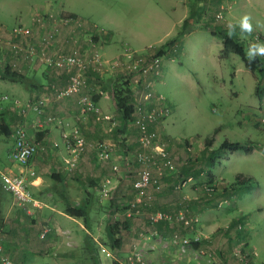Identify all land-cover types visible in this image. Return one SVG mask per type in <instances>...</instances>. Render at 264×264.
Listing matches in <instances>:
<instances>
[{"label":"rangeland","instance_id":"374dc122","mask_svg":"<svg viewBox=\"0 0 264 264\" xmlns=\"http://www.w3.org/2000/svg\"><path fill=\"white\" fill-rule=\"evenodd\" d=\"M197 5L203 9L190 19L191 31L173 44L165 46L164 43L179 30L182 21L189 17L190 9ZM57 8L71 12L84 21L93 22L99 29L86 33L84 27L58 23L60 27L67 28V33L59 37L56 28L52 41L59 42L56 43L58 46L54 48V53L57 49L60 53L68 52L67 40L71 35H75L83 47H88L86 42L95 43L92 39L94 35L100 44L111 39L117 51H121L123 46L129 48L142 62L163 46L164 55L159 58L160 76L155 79L153 88L156 94L163 97L164 103L170 106V111L159 123L156 134L157 141L161 140L165 144L175 171L166 176L158 175V171L165 173L167 170L157 157L151 159L147 168L153 178L160 177V187L154 190L149 186L145 190L143 198L136 203V213L129 206L135 202V191L131 186L140 169L134 155L141 149L137 143V131L131 122L124 124L118 121L120 130L116 129L119 131L117 133L126 132L125 136L120 135L118 141L112 137L116 132L115 125L111 129L108 127L110 117L101 116L102 120L107 121L105 133H111V136L88 140L89 143L83 138L86 144L104 141L116 145L115 148L111 146L109 160L102 162L88 145L75 157L67 152L61 142L62 133L75 126L65 128L58 125L55 117L59 114L44 112V101L39 114L30 106L26 107L40 98L32 96L25 105L13 104L22 117L10 108L0 109V115L10 131L14 123L23 124L27 118L33 121L28 128L33 129L34 133L42 130L43 122H52L62 129L57 142L35 140L37 150L34 155H50L52 151L56 152L59 145L60 150L65 151L75 164L71 166L68 163L70 169H74L83 159L86 162L84 170L72 175L68 172V177L64 175L60 182L50 177L54 167L45 166L41 171L49 204L54 207L56 205L67 220L49 235H46L48 231L41 235L45 226L39 224L37 216L28 214L27 210L31 208L29 205H14L5 194L0 210V257H8L13 264H16L12 260L14 258L21 264H93V258L97 259L96 264H198V261L204 264H252L251 261L253 264H264V94L261 101L254 94L258 80L259 88L264 92V76L261 78L258 73H250L234 53L229 52L223 57L219 55L222 45L217 34L219 30L226 32L227 22H234L248 13L253 17L255 30L245 39L240 38L239 30L236 36L245 49L253 41L264 42V0H0V34L7 36L6 31L17 24L30 26L41 16L48 23L53 20L48 10ZM257 24L259 27H256ZM35 29L39 31L33 32ZM46 29L48 27L33 26L26 43L29 41V44L34 45L38 53L44 49L46 55L53 57L54 53H48L50 44L47 43L44 48L42 44L37 46L32 43L35 36H38L37 41L47 36L51 29ZM82 31L85 37H80ZM89 49L96 48L94 46ZM98 52L101 53L100 49ZM113 57L102 58L107 60ZM261 58L264 65V57ZM32 60L44 64L41 59ZM102 70L110 69L102 67ZM113 74H118L114 79L123 75L120 70ZM33 81L34 77L32 79L29 76L25 84L21 85L28 88ZM8 84L9 81H0V94L16 91ZM91 86L88 81L82 92L92 94L89 89ZM57 91L49 93L58 99ZM17 105L25 108L24 113ZM28 108L33 114L27 113ZM47 117L51 120H47ZM217 126L218 131L213 136L211 148H216L226 139L247 142L250 150L218 152L213 157L214 165L210 171L212 178L208 183L206 173L209 167L199 159L204 146L203 138L210 135ZM9 138L1 137L0 153H5L6 147H10ZM189 163L201 171L197 176L184 178L179 173L187 169ZM111 165L115 169H111ZM236 173L252 176L256 185L237 186L231 196L221 197L220 186L231 183ZM26 174L32 176L29 169L25 171V177ZM86 178L98 179L100 184V190L90 204V230H85L80 218L64 211L67 202L74 206L85 196L82 184ZM115 179L118 180V187L114 185ZM113 198L123 200L114 213L113 207H108V200ZM223 198L227 200L220 202ZM156 210H163L174 220L160 225L148 222V214ZM127 212H130L129 216L125 214ZM107 220L128 222L127 229L121 234L119 249L108 247L104 236ZM232 220L236 222L231 229H227ZM237 228L240 233H237ZM85 233L92 241L93 249L89 245L83 246ZM216 244H220L219 249L226 247L228 263H221L215 246H212ZM198 248L202 252L194 251ZM251 251H254L251 261H244V256H248Z\"/></svg>","mask_w":264,"mask_h":264},{"label":"built area","instance_id":"2783aa9c","mask_svg":"<svg viewBox=\"0 0 264 264\" xmlns=\"http://www.w3.org/2000/svg\"><path fill=\"white\" fill-rule=\"evenodd\" d=\"M56 20L63 25H80L76 18L59 16ZM46 23V18L41 16L37 17L30 26L23 24L12 26L6 31L7 36L0 34V52L5 50V48L14 54L23 52L31 60L38 58L45 65H52V67L57 69L65 70L68 73L67 82L61 90L57 91L56 97L60 99L61 97L77 95L76 102L79 114L83 116L95 114L97 119L99 114L97 105L92 102L88 94L82 92L87 84L85 71L90 67L96 70H102V67H107L112 72L120 70L122 74L127 75L132 91L133 112L130 122L137 129V143L141 149V151H138L134 155L135 160L140 164V169L137 171V176L132 184L135 191V202H132L129 207L130 210L138 213L136 203H139L140 198H143L145 190L156 183L155 179L150 175V170L147 168L151 159L157 157L163 168L170 169L173 167L168 158L165 144L161 140L157 141L156 130L152 129V126L159 124L170 111V106L164 103L163 97L160 94H156L153 88L155 79L160 76L159 58L148 57L142 62L141 59H137L134 56L133 50L124 48L119 55L106 60L101 57L98 50L81 47L75 35H71L68 38V52H57L53 57L47 56L44 49L38 53L34 45L26 43L25 46H22V43H25L26 39L31 36L33 26L42 28ZM55 32L56 28L53 27L47 36L39 38L37 46L42 44L45 48L47 43L49 44L54 38ZM42 102L43 100L40 98L34 104L27 105L26 107L30 106L36 114H39ZM18 107L24 113L25 108L23 106ZM47 120H51V118L47 117ZM28 129L23 124L16 123L10 134L12 145L7 152V158L10 162L19 166V172L16 174L0 173L1 188L11 195L13 203L18 206L29 202L34 204L27 188L25 171L37 150V145L33 140L34 130ZM61 142L67 152L73 154V157L82 152L85 145H88L89 148L94 150L98 160L106 162L110 158L111 145L104 141L96 142L93 145L84 143L77 127L63 132ZM72 163L73 161L69 164L73 165ZM112 168L115 169V166L111 165ZM158 174H160V171H158ZM125 214L129 216L130 212ZM164 217L166 215L164 216V214L158 211L148 214V220L151 222ZM47 231L43 230L41 235ZM248 253L249 255L245 257L247 262L254 255V251ZM0 264L13 263L8 257L1 256Z\"/></svg>","mask_w":264,"mask_h":264},{"label":"crops","instance_id":"0c3cea01","mask_svg":"<svg viewBox=\"0 0 264 264\" xmlns=\"http://www.w3.org/2000/svg\"><path fill=\"white\" fill-rule=\"evenodd\" d=\"M51 10L52 9L48 10V13H51V16H53V20L46 23L42 28L48 27V29H46V30H49V29H52L53 27H55V28H57V30H59V37H63L65 35V33H67V30H66L67 28L65 29V26L60 27V25H58V21L56 19H57V17H59L60 15H62L64 13H71V12L63 11L61 8L53 9L52 12H51ZM88 23H92V25H94L95 28H92V27L85 28L86 33L87 32L89 33V31L93 30V29L94 30L99 29L95 23L90 22V21ZM38 31L39 30H36V29L33 30V32H35V33ZM36 37H38V36H35V38L32 40V43L38 45V41H37ZM59 37H58V39H59ZM80 37H85V33L83 32L80 35ZM82 39L86 42V39H84V38H82ZM23 41H25V40H23ZM58 42H59V40H57V42L56 41H54V42L50 41L49 42L50 46H49V51L47 49L48 53H50V52L54 53L53 52L54 48L58 46L56 44ZM89 42H91V41H89ZM89 42H86V44L88 45L87 48L95 46L96 50L100 49V52H101L100 54L103 58H110L113 56H117L121 53L122 49H124V46H123V48H121V51H119V49L117 51V48L115 47V45L111 44V42H112L111 39L108 41H105L104 43H101V44L99 43V40L95 41V43H93V44H91ZM67 43H68V40H67ZM68 46H69V44H68ZM81 47H83V46L81 45ZM6 50H7V48H5V51ZM55 52L57 53L58 49ZM56 53H54V55ZM47 56L52 57V56H50V54ZM0 61H1L0 66L3 64L4 65L8 64L12 68L16 69L17 72L23 74L27 78L30 76L33 79V77H34V81L32 82V85L29 86L28 88H24L18 82L9 81L10 84H8V85L10 86V88L12 90H14V91L16 90L17 93L15 91L12 94H6V93L0 94V109L7 110V108H10L11 111L14 110V113H17L19 116L22 117V115H20V113L17 112V108L14 107V105L16 106L15 103L17 102L19 105H25V103L29 102L30 97L36 96L37 98H41L44 101L43 103L45 105L44 106L45 108H42L44 110V112L49 113V114H54V113L59 114L55 117L57 119L56 123L58 125L64 126L65 128H66V126H68V127H70V126L77 127L78 126L77 128H78L79 132L82 133L81 137L85 139L84 141L86 143L90 142L88 140H93L95 138L110 137L111 136V133H109V134L105 133L107 121L102 120L103 119L102 117H110V121H108V127H110L109 129H111L113 127V125H115L114 131H116V129L120 130L119 124H118V121H120V119L118 118V114L114 109L113 102H112L110 95L108 93V91H109L108 86L111 85L110 84V82H112L111 80L114 77L115 78L118 77V74H113V72L110 70H86L85 71L86 77H87V82L89 81L90 85H93L92 89H94V91L97 92V94L94 96V101H95L97 108L99 110V114H98L99 116L97 119L95 114H86L84 116L81 114H78L79 112H78V108L76 105L77 104V102H76L77 95H71V96L65 97L63 99H55V98H53L54 96H52L49 93L52 90L53 91L61 90L65 86V84L67 82V78H68V73L65 70H52L53 69L52 67H47L44 64H39L36 61L31 60L28 57L23 56V55L22 56H20V55L16 56L14 53L12 54L11 52L10 53H3V52L0 53ZM106 71H108V72H106ZM90 75L92 76L91 79H90ZM0 81H8V80L0 79ZM42 91H44L45 93ZM37 98L34 100H37ZM27 111H28L27 112L28 114H33V111L31 109L28 108ZM8 115L9 114H7V117H8ZM0 116L2 117V115H0ZM27 119L28 120H26V122H24L23 125L28 128L29 124L31 125L33 121L30 120L29 118H27ZM109 122H110V124H109ZM47 123L43 122L44 126L42 127V130H38L36 132V133L42 134L41 137L37 138L36 133H33V140L34 141L35 140L36 141H38V140L42 141V140L46 139V140H52L54 142H57L60 140V134H61L60 132L62 131V129L59 126H55L52 122H49L48 124ZM14 124H16V123H14ZM156 126L159 127V124H157ZM131 129H133V128H131ZM117 131L115 133H113L112 137H115L119 141L120 140L119 138H121L120 135L123 137V135L124 136L126 135V132L123 131V134H122V133H117ZM81 133H80V135H81ZM1 137L2 136L0 135V141H1ZM9 139L11 142L10 143V147H11V145H12L11 137ZM112 145L115 148L116 145L113 144V142H112ZM10 147H6L5 153H3V152L0 153V173L1 172H7V173L16 174L20 170L18 165H16L13 162H10L7 158V152H8ZM68 157L69 156L65 154V151L62 152L60 150V147L58 145V149L56 150V152L52 151L50 155L49 154H46V156H41V155H37V154L34 155L31 158V160L28 164V167H27V170L29 169L30 172L32 173V176L29 174H26L27 188L31 194V197L34 201V204L29 202V203H26L20 207H25V206L27 207L28 205L31 207L30 209L28 208V210H27L28 214H30L31 216L35 215V217L37 216L38 219L40 220L39 224H42L43 225L42 227L45 226L41 230V232L43 230L49 229L48 232L46 233V235L53 233L54 229H59V225H61L62 223H65L67 220L64 217L66 215H64L63 213L58 211V209H57L58 207L56 205L54 207V206H52V204H49L50 201L48 202L47 193L44 192L46 190V187L44 186L45 182H44V177L41 176V173H42L41 171L44 169L45 166L54 167L55 170L50 172V177L52 174H58L59 180L60 179L63 180L64 175L67 176L68 172L69 173L71 172V175H72V173L75 174V173L79 172L80 170L85 169L84 165L86 164V162L84 159L82 161H80L79 164H77V166L74 169H70V167L67 164L71 162L70 161L71 159H69ZM66 158H68V159H66ZM72 164L75 165L74 162ZM73 165H71V166H73ZM67 168H69L70 170ZM58 182H60V181H58ZM117 183H118V180L115 179L114 185L116 187H118ZM0 187H1V184H0ZM82 192H84V191H82ZM4 193L8 195V197H9L8 201L11 200V202H13L11 195L5 191H4ZM4 198H3L2 203L0 205V210H2ZM50 200H52V199H50ZM44 220H45V222L41 223ZM65 229L67 230L68 227H65ZM212 246H215L216 254H217L218 258L221 259V263H228L229 257H228V253L226 252L227 251L226 247L223 246L221 249H219L220 244H216V245H212ZM198 250H200V249L199 248L194 249L195 252ZM200 251L202 252V250H200ZM218 251H220V252H218ZM12 260L16 264H21L17 258H14ZM250 263L253 264V261H251ZM22 264H23V262H22ZM198 264H204V263H202L201 261H198Z\"/></svg>","mask_w":264,"mask_h":264},{"label":"trees","instance_id":"16d2710c","mask_svg":"<svg viewBox=\"0 0 264 264\" xmlns=\"http://www.w3.org/2000/svg\"><path fill=\"white\" fill-rule=\"evenodd\" d=\"M202 6L201 5H197L195 6V8L190 9V14L189 17L184 19L180 25L179 30L176 32V34L174 35V37H172L170 40H168L167 42L164 43L165 46L167 45H171L173 44L176 40H179V38H181L183 35L187 34L189 31H191V21L190 19L196 15V13H198L200 10H202ZM60 16L63 17H67V18H73V19H78V22L80 25H73V26H77V27H84V28H88V27H92L95 28L94 25H92V23H88V21H84L81 18L77 17L76 15H74L73 13H66V14H62ZM189 19V20H188ZM213 34V33H211ZM220 40H221V45L222 48L220 50V54L222 57L227 55V53L231 52L234 53L236 55L239 56V58L242 60L243 66L250 72V73H258L260 75V77L262 78L264 76V65H263V60L261 57H258L256 59L255 62L249 64L248 61L245 59L244 56V52H245V48L243 46V44L241 43V41L238 39L237 36H234L232 39L227 37L226 32L219 30L217 32ZM94 41H97V36L94 35L93 38ZM30 42L28 41L27 44H29ZM25 43H22V46H25ZM9 51V50H8ZM11 51L7 52L10 53ZM12 53V52H11ZM13 54V53H12ZM16 56L20 55V56H26L23 52L17 53L15 54ZM164 55V50H163V46L156 49L154 54L151 55L150 57H156V58H160L161 56ZM96 70L93 69L92 67L88 68L87 70ZM60 70V69H58ZM259 77V76H258ZM259 77V79H260ZM0 79L2 80H8V81H12V82H18L19 84H25L26 80L28 79L26 76H24L23 74L19 73L16 71V69L12 68L10 65L8 64H3L0 66ZM121 80V81H120ZM112 82L110 83V88H109V95L110 98L113 102L114 105V109L118 114V117L120 119V121L122 123H129L132 119V112H133V107H132V91L130 88V84H129V80L127 78V75H121L119 76L118 79H112ZM32 83H29V86H31ZM93 86H91L89 89H91L92 94H88L90 99L92 100V102L95 103L94 101V96L97 94L96 91H94V89H92ZM83 88V92H84ZM254 94L257 98L258 101H261L262 99V95L264 94L263 90L259 88V80L256 83L255 89H254ZM96 104V103H95ZM158 126H152V129L157 128ZM135 130L137 131V129L135 128ZM135 131V132H136ZM218 131V126L212 129V132L210 135H208L207 137L203 138V151L201 153V157L199 159V161L202 164H206L208 168L207 170V177H208V183H210L211 181V168L213 167L214 163H213V157L218 155V152L220 151H229V152H236V151H241V152H249L250 150V146L248 145L247 142L244 141H228L226 139L222 140L218 146L216 148H211V143L213 141V136L214 134ZM157 132V131H156ZM11 134L10 128L7 124H5V122L3 121L2 117L0 116V135L4 136V137H9ZM137 134V132H136ZM42 134L40 133H36V137L39 138L41 137ZM216 164V163H215ZM188 168L187 169H183L179 175H182V177H190V176H197L198 173L201 171L199 168H196L192 165V164H188L187 165ZM190 167H194L191 168ZM165 170H167L165 173L162 172V170L160 171V174L158 175H169V173H173V171H175L174 167L172 168H164ZM137 176V174H136ZM135 176V178H136ZM52 179L61 181V179L59 180L58 178V174H52L51 175ZM134 178V180H135ZM158 178L160 177H156L154 178L156 183L151 185V187H153L154 190H158L159 189V181ZM133 180V181H134ZM133 184V182H132ZM83 186V191H84V197L82 198L81 202H79V204L72 206V204H68V202L64 205V211L70 212L74 217L76 218H80L83 224V227L85 228V230H90L91 227V222H90V204L95 200L96 198V192L98 190H100V184L98 179L95 178H86L84 183L82 184ZM157 185V187H156ZM240 185H245V186H250V185H256V181L255 179L250 176V175H244L242 173H236L234 175V179L231 183H229L228 185H223L220 186V192L219 195L221 197H226L228 198L229 196L232 195V192H234L235 188L237 186ZM133 187V185L131 186ZM210 187V186H208ZM117 189V188H116ZM134 189V188H133ZM210 189V188H209ZM5 190H3L0 187V205L2 203L3 198L5 197ZM6 192V191H5ZM226 198H223L220 200L224 201L227 200ZM122 199L118 200H114L110 199L108 200V207H113V213L118 209V205L123 201H121ZM117 202V203H116ZM218 202V203H220ZM126 207L123 206V208ZM122 209V208H121ZM161 212L162 214H164V216L166 215V217L161 218L157 221L151 222L148 220V222L150 223H154L157 225H160L162 223H171L172 220H174V217H171L170 215L166 214L163 210H156V211H152V212ZM150 212V213H152ZM178 215L175 216V219H177ZM182 218H180L179 220L181 221ZM182 222V221H181ZM236 220H232V222L229 224L228 227H226L227 229H231L233 223H235ZM105 228H104V236L107 239V244L108 247L110 249H119L121 246V234L122 232H124L127 229L128 226V222L127 220L124 221H109L107 220L105 222ZM238 231L237 233H240L239 229L237 228ZM240 235V234H239ZM87 245H89L92 248V241H90L87 233H85L83 235V246L86 247ZM97 259L93 258V264H96ZM244 261L245 260V256H244ZM251 261V260H250ZM244 264H248V263H244Z\"/></svg>","mask_w":264,"mask_h":264},{"label":"clouds","instance_id":"9594fccd","mask_svg":"<svg viewBox=\"0 0 264 264\" xmlns=\"http://www.w3.org/2000/svg\"><path fill=\"white\" fill-rule=\"evenodd\" d=\"M225 27L227 37L230 39L237 35V30H239L241 39L251 36L255 30L253 17L248 13L241 15L240 18L234 22H227ZM256 27H259V25L257 24ZM244 56L249 64L255 62L258 57H264V42L256 40L249 43L248 47L245 49Z\"/></svg>","mask_w":264,"mask_h":264}]
</instances>
